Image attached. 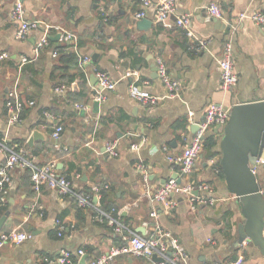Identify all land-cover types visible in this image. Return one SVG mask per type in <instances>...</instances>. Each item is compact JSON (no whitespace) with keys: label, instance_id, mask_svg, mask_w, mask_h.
I'll return each instance as SVG.
<instances>
[{"label":"crops","instance_id":"crops-1","mask_svg":"<svg viewBox=\"0 0 264 264\" xmlns=\"http://www.w3.org/2000/svg\"><path fill=\"white\" fill-rule=\"evenodd\" d=\"M14 2L0 0V55L7 56L0 59V142L24 148L37 166L53 165L75 192L97 200L94 190L98 189L100 209L124 229L115 233L94 210L79 208L69 196L47 189L36 193L29 171L17 168L0 204V219L5 217L0 233L26 232L31 238L1 247L0 264H51L63 250L74 259L82 250L89 261L112 247L126 245L131 234H152L156 225L179 240L188 264H229L238 259L242 264H264L256 247L244 243L234 248L235 225L226 226L236 205L225 179L216 171L222 139L216 128L203 141L215 145L202 147L193 172L184 180L207 184V196L219 200L215 207L191 210L187 200L173 195L175 205L165 209L146 197L178 178L169 158L189 144L206 106L233 107L264 100V31L238 20L241 13L264 12V0H174L175 13L166 24L154 18L159 0H149L143 19L151 21V26L146 31L137 30L142 19L134 17L142 11V0H21L25 19L40 24L23 40L15 37ZM211 4L221 9L223 20L209 16ZM185 15L190 16L192 39L175 26V19ZM57 34L70 35L71 40L60 38L53 43L48 39V45L35 52L43 36ZM229 36H233L238 83L225 94L218 60ZM200 43L206 48H200ZM92 54L98 56L94 62ZM73 55L75 65L69 63ZM83 57L89 59L88 64L82 65ZM158 58L182 85L177 97H166L153 72ZM95 72L116 82L114 90L103 93V101L95 98L99 90ZM127 72L138 73L137 91L158 98L157 107L145 108L130 96L134 79L125 78ZM9 94L25 103L18 124L8 125L5 104ZM58 126L62 132L54 140L51 134ZM33 132L40 138L30 146ZM112 142L118 153L115 158L101 153ZM133 144L140 148L131 150ZM5 159L0 152V164ZM256 177L262 190L264 168H258ZM153 210L156 219L150 215ZM153 263L123 254L112 264Z\"/></svg>","mask_w":264,"mask_h":264},{"label":"built area","instance_id":"built-area-1","mask_svg":"<svg viewBox=\"0 0 264 264\" xmlns=\"http://www.w3.org/2000/svg\"><path fill=\"white\" fill-rule=\"evenodd\" d=\"M148 7H150L149 0H142V11L135 14V19L140 20L145 18V11ZM174 13V0H159L154 8V18L156 22L160 24H166L169 18L174 16ZM208 14L212 18L223 20L222 11L215 4H211L209 6ZM11 19L16 24L15 37L17 40L25 39L31 31L36 30L40 26L39 22L27 21L25 19V12L21 0H15L11 10ZM238 20H247L254 25L259 26L264 31V12L241 13L238 16ZM228 25L231 29V33H234L235 28L230 23H228ZM175 26L184 30L186 36L192 39L193 33L191 31V20L189 15L176 18ZM232 37L233 36H229V38L225 40L221 57L218 60L221 91L225 94L232 92L238 83V77L236 76L233 68ZM61 38L64 39V41L71 40V36L66 34ZM47 45L48 37L43 36L37 43L35 52H38ZM199 45H201L200 48H206L204 43H200ZM55 56L56 55L53 54V57ZM6 57L7 56L5 54L0 55V59H5ZM22 62L25 63L26 59H22ZM88 63L89 59L87 57H83L82 65ZM156 68L158 79L167 92L166 97H177L182 90L181 83L173 78L165 63L160 58L156 59ZM94 74L99 86V90L97 91L95 98L98 101H103V93L114 90L116 82L110 80V78L102 72H95ZM128 77L134 79L128 89L130 96L138 104L145 108L149 109L157 107L160 102L158 98L148 96L137 91L136 83L140 81L138 73L127 72L125 78ZM5 105L9 113L8 125L20 123V117L25 103L18 100L13 94H9ZM27 105L32 106L33 103L28 102ZM231 110V106H226L222 103L209 104L206 106L203 110L202 121L197 125L198 130L192 136L189 144L186 145L181 153L175 158H169V161L173 163L178 170V178L167 181L153 194H146V197L150 200V202H156L159 206L168 209L175 205L174 201L171 200V197L173 195H178L187 200L191 210L216 206L219 200L207 196L206 193L209 190V186L207 184H195L193 182H184V180L187 179L194 170L197 159L202 151L206 133L213 128L223 129L228 123ZM61 132L62 128L58 126L52 132L51 137L54 140H57ZM142 143L140 145H142ZM130 148L133 151H137L140 146L133 144ZM0 152L6 155L5 161L0 164V204L4 202L7 194V188L12 183L11 173L13 170L17 168L26 169L30 173L29 176L31 186L33 191L36 193H40L43 189H47L53 190L63 196H69L74 200L76 206L79 208L94 210V212L100 216V219H105L107 221V223L114 229L115 233H121L124 229V226L119 224L111 216V214H105L100 209L98 203L100 193L98 189L94 190V196L97 200H94L91 195L75 192L70 182L57 174L53 165L46 164L37 166L28 159V154L24 148L17 146L8 147L3 142H0ZM105 153L113 158L117 157L118 153L116 150V143L112 142L106 144ZM259 167L264 168V158L259 159L256 162V165L250 167L251 172L256 175ZM178 179L180 180V184L177 183ZM195 192L197 195H194ZM261 193L264 194V188L261 190ZM150 215L154 219L157 218L154 210L151 211ZM58 224L59 223H57V225ZM30 238V233L26 232H2L0 233V248L6 244H20ZM123 254H131L136 257H142L146 260H151L155 257L159 260V262H154L153 264H188V255L181 246L179 240L172 236L169 232L162 230L157 225L154 227L152 234L145 237L137 234H131L126 245L122 247H112L105 254L97 258H92L89 261H86L85 264H112L116 257ZM83 255V251L78 250L77 257L74 259L72 253L63 250L57 258L51 261V264H80V258ZM242 263V259H238L229 264Z\"/></svg>","mask_w":264,"mask_h":264},{"label":"water","instance_id":"water-1","mask_svg":"<svg viewBox=\"0 0 264 264\" xmlns=\"http://www.w3.org/2000/svg\"><path fill=\"white\" fill-rule=\"evenodd\" d=\"M150 26L151 21L147 19L136 24L138 31H146ZM60 38L61 34L48 37L53 43H57ZM90 57L94 62L98 56L92 54ZM153 72H157L155 66ZM197 130L198 126L193 134ZM218 130L222 133L219 165L227 190L234 196L236 205L230 212L238 215H231L226 226L232 229L231 223L235 225L234 248L248 243L256 247L264 257V194L261 193L256 175L250 169L259 159L264 158V100L233 106L227 125L223 129L216 128ZM37 138H40L39 134L33 132L28 145L31 146ZM101 153L106 154L105 148ZM177 183L180 184L179 179ZM3 220L5 217L0 219V223ZM86 258L81 257L80 264H85ZM152 260L159 262L155 257Z\"/></svg>","mask_w":264,"mask_h":264},{"label":"trees","instance_id":"trees-1","mask_svg":"<svg viewBox=\"0 0 264 264\" xmlns=\"http://www.w3.org/2000/svg\"><path fill=\"white\" fill-rule=\"evenodd\" d=\"M69 63H71L72 65H75L76 64V58H75L74 55L69 58ZM203 145H204L203 147H205L207 149H212L215 144H213L212 142H210V140L207 139V141L204 142ZM216 156L220 158V154L219 153L218 154L216 153ZM216 171H217L218 176L221 179H224L223 173H222L221 168H220L219 165L216 166ZM102 210H104V209H102Z\"/></svg>","mask_w":264,"mask_h":264}]
</instances>
